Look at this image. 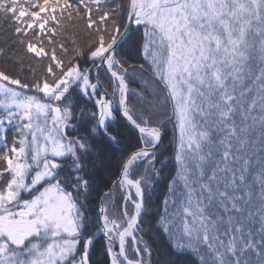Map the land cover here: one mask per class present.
Returning <instances> with one entry per match:
<instances>
[{
  "label": "snow or ice",
  "instance_id": "snow-or-ice-1",
  "mask_svg": "<svg viewBox=\"0 0 264 264\" xmlns=\"http://www.w3.org/2000/svg\"><path fill=\"white\" fill-rule=\"evenodd\" d=\"M0 21V264H153L169 164L160 264H264V0H0Z\"/></svg>",
  "mask_w": 264,
  "mask_h": 264
},
{
  "label": "trees",
  "instance_id": "trees-1",
  "mask_svg": "<svg viewBox=\"0 0 264 264\" xmlns=\"http://www.w3.org/2000/svg\"><path fill=\"white\" fill-rule=\"evenodd\" d=\"M120 3V0H108V4L111 7H115ZM65 28L66 32L64 35L66 37L73 38L78 41L81 45H83L88 37V30L85 27V23L82 21H65ZM13 25L3 23L0 21V48L7 49L9 46L13 44L14 41H16L18 38L15 36L13 32ZM30 38V37H29ZM58 40H60V37H57ZM69 48H71V45H66ZM19 47V46H18ZM57 55L62 56L63 54L57 49ZM25 64L24 69L25 71L21 72L22 75H28L27 69L29 67V64L35 67V70L37 73L42 71V68L40 65L47 64L48 61H36L32 60L29 57L25 56ZM3 61L0 60V63ZM143 61L140 58H137L133 61H130V63H136L140 64ZM131 88H137L138 85L136 83H132L130 85ZM172 137H173V131H172V124L168 123L166 125V131L165 135L163 137V143L161 145V150L163 151L164 156H170L172 152ZM164 149H167L164 151ZM163 158V157H162ZM173 174V167L171 164L165 166L163 168V171L161 173V178L159 182L155 185L154 191L151 193L152 197V207H153V213L151 215L145 216L143 220L141 221L142 226L144 228V240L148 241L152 245L153 249V255H152V261L153 264H160V262L166 258V241L163 238V236L160 234L156 224H155V212L158 211V205L160 204L161 199L163 198L164 192L166 190V184L170 178V176ZM95 193H93V196ZM90 202L95 204L96 201L92 200L90 198ZM103 239L102 236L97 237V247L100 246L99 242ZM98 259L103 260L104 255L101 253L97 256Z\"/></svg>",
  "mask_w": 264,
  "mask_h": 264
}]
</instances>
